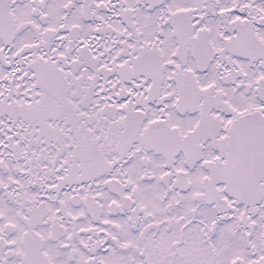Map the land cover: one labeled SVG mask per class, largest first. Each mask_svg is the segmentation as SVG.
Wrapping results in <instances>:
<instances>
[{"label":"snow or ice","instance_id":"snow-or-ice-1","mask_svg":"<svg viewBox=\"0 0 264 264\" xmlns=\"http://www.w3.org/2000/svg\"><path fill=\"white\" fill-rule=\"evenodd\" d=\"M0 264H264V0H0Z\"/></svg>","mask_w":264,"mask_h":264}]
</instances>
